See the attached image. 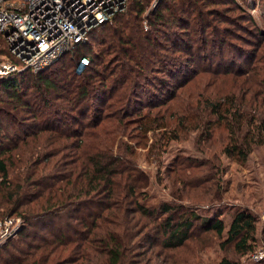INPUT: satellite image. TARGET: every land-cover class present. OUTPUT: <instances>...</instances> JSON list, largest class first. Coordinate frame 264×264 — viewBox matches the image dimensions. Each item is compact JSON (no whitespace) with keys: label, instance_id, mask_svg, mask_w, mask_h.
I'll return each instance as SVG.
<instances>
[{"label":"trees","instance_id":"1","mask_svg":"<svg viewBox=\"0 0 264 264\" xmlns=\"http://www.w3.org/2000/svg\"><path fill=\"white\" fill-rule=\"evenodd\" d=\"M146 1L128 0L90 31L95 44L102 32L96 41L100 52L114 56L111 63L102 53L93 55L86 42L44 71L0 80V218L25 223L0 247V264H202L175 257L197 231L226 237L242 255L256 250L249 211H233L227 228L222 211L193 210L202 202L199 181L185 180L197 178L195 164L177 161L174 182L183 186L172 200L155 201L137 142L153 134L156 148L197 134L198 143L208 144L220 131L221 154L246 164L264 146V29L243 13L239 0H164L146 31ZM231 5L238 17L227 14ZM241 16L252 27L239 26L257 40L247 41L252 50L229 41L227 24ZM160 47L169 56L162 57ZM171 51L185 54L171 57ZM79 57L89 60L80 79L72 76ZM102 62L104 70H96ZM193 64L201 68L195 75ZM156 72L169 82L160 78L146 89L150 110L130 120L133 90ZM70 119L80 127H67ZM220 191H212L210 203ZM220 264L236 263L225 258Z\"/></svg>","mask_w":264,"mask_h":264},{"label":"rangeland","instance_id":"2","mask_svg":"<svg viewBox=\"0 0 264 264\" xmlns=\"http://www.w3.org/2000/svg\"><path fill=\"white\" fill-rule=\"evenodd\" d=\"M163 1L164 0L146 1L145 12L143 13L144 30H150L151 27L149 25L148 18L154 14L160 3L162 4ZM166 1L169 2L170 0ZM239 3L243 7V13L250 15L257 22V25L263 30V0H239ZM231 7L234 6L231 5ZM232 9L234 10H232V12H227V14L232 15V17H238V15H240V12L235 11V7ZM181 13V11H178L175 12V15H180ZM242 17L246 16H241L240 21L234 20L230 24H227V26L232 29V32L230 33H233L231 34L232 36L229 37V41L238 43L239 45L252 50L253 46L247 41H250V43H252L251 41L257 40L247 34V32H245L243 28H241L242 26H239L244 25L245 27H247L248 25H250L252 27L249 21L243 22ZM212 19H214V16L212 17ZM101 34L102 32L100 30H97L96 39L97 36ZM239 37H242L243 40H241ZM96 39L94 40V42H96L97 44L91 43V41L93 42L92 34V37H89L87 41L90 42V45L92 46V48L90 49L91 53L93 55H97V57L102 53L104 56L103 60L105 62L110 61L111 63L112 61H114V56H109L103 52H100L101 44H98V41L100 39L98 41H96ZM161 42L168 43V45L170 44V42L165 38H161ZM161 51L163 53L162 57H164V55L169 56L170 54V51L164 52V49L160 47L159 52ZM232 53L235 54V52ZM184 54L185 53L182 51H171V57L174 55L180 57ZM80 58L81 57L77 58L75 62L76 66L74 74H72V76L77 77L78 79H80L81 76L83 77L84 75H87L86 73H84L85 65L81 64L82 59L85 57H83L81 60ZM237 60L241 62L239 58H237ZM101 61L102 60H99V62ZM105 62H102L96 70L103 71L104 68L102 66L105 64ZM169 64H172V61ZM191 67L192 69H195L194 75L197 68V71L201 70V68L197 67L196 64H193ZM148 78V82L142 79V85L133 90V99L139 104H135V102L132 103V107H130L126 111L128 115L126 117H130V120L132 119V117H136L139 113L150 110V108L147 107L148 102H145V99L147 97L146 89H152L153 83L155 85H158V80H160V78H164L169 82L167 74H163L162 72L150 73L148 74ZM152 92L159 95L160 101H164L165 96L162 95L161 91L152 90ZM94 102L95 101H91L90 104H93ZM55 104L60 105L61 102H55ZM95 107L103 110V105H101L99 102L95 103ZM94 113L96 112L94 111L93 115ZM91 115L92 113L90 112L89 118L91 117ZM77 116L78 119L82 122L88 120L85 118V116H81L79 114ZM67 118L69 117L67 116ZM67 127L80 126L75 124L74 121L70 119V124L68 121ZM129 127H134L133 123ZM135 141L138 140H133V143ZM222 142L223 135L220 131H218L215 134L213 140H211V142H209L208 144L198 143L197 134H190V136L185 140L179 142H170L168 144H163V142H160L159 145L161 146H157L156 148H154L155 136L153 134H150L147 142H137L139 145L138 163L140 164L141 168L144 169L150 176L152 185L149 193L157 202L163 200H172L175 192L180 188V186H183L181 182L178 184L174 182L177 175V170L176 172L174 170L175 163L182 159L186 162V164H195L198 166V168L195 169L194 172V175H196L195 177L197 178H193V174H191L185 180L187 184L196 183L199 181L198 185L200 187V190H198L196 194H198L199 196L198 201L202 202H199L201 203V205L199 206H193V210L199 211V213H203L205 209L211 208V215H219L222 211L223 214H221L219 217H221L224 223L227 224V228L230 225L233 211H249L255 218L256 250L253 253L249 255L239 254L235 251L232 245L226 243V237L220 238L214 232L207 233L203 231H197V234L187 244V246L179 250L177 254H175L176 259H178L179 261H195L202 264H220L223 259L227 258L235 262L236 264H264V146L256 149V151L251 155L246 164L240 165L221 154ZM209 179L210 182L207 183ZM217 188L221 189V198L217 200V202L213 201L214 203H210V200L213 199L211 196L213 194L212 191ZM209 189L210 191H208ZM183 204L185 207L191 208L189 200L185 199ZM17 218L21 219V217ZM23 225L25 226V223ZM256 255H262V258H256Z\"/></svg>","mask_w":264,"mask_h":264},{"label":"built area","instance_id":"3","mask_svg":"<svg viewBox=\"0 0 264 264\" xmlns=\"http://www.w3.org/2000/svg\"><path fill=\"white\" fill-rule=\"evenodd\" d=\"M127 1L0 0V80L48 69L86 43L90 31L125 9ZM81 64L86 66L89 60L83 58ZM23 224L20 218L0 219V246Z\"/></svg>","mask_w":264,"mask_h":264}]
</instances>
